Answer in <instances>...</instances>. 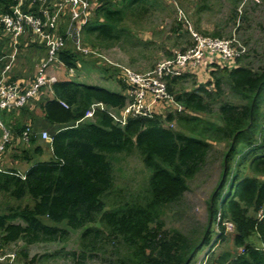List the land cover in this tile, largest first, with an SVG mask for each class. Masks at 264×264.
Segmentation results:
<instances>
[{
	"label": "trees",
	"instance_id": "trees-1",
	"mask_svg": "<svg viewBox=\"0 0 264 264\" xmlns=\"http://www.w3.org/2000/svg\"><path fill=\"white\" fill-rule=\"evenodd\" d=\"M205 1L197 0V11L205 8ZM157 2L97 0L83 41L91 48L118 42L125 18H136ZM13 6V0H0V16L10 14ZM37 10L35 3L29 8ZM236 10L233 6L232 14ZM64 25L57 34L63 35ZM28 37L31 48L48 50L40 39ZM69 42L50 61L67 72L75 70L84 56ZM7 47L0 40V59L8 55ZM248 56L245 47L234 67L209 65L207 80L201 83L188 73L167 79L168 92L181 111L128 117L122 127L100 110L83 120L93 103L112 111L126 105L119 81L121 93H113L57 78L40 87L25 107L3 111L9 132L3 156L8 155L9 165L0 166V250L21 242L20 263L36 264L58 252L28 258L27 247L66 244L68 230L98 220L100 228L81 233L80 252L65 253L71 260L99 254L107 264H190L216 233L211 249L227 239L230 249L212 253L207 264H264V63L253 68ZM5 64L0 61V73ZM189 78L194 81L186 90L183 83ZM44 130L50 141L41 139ZM219 144L224 146L220 178L207 201L202 227L193 234L168 227L166 211L181 201L187 182ZM133 152L148 176L143 191L126 199L115 191L114 169ZM60 223L67 228H59ZM224 223L231 230L226 231Z\"/></svg>",
	"mask_w": 264,
	"mask_h": 264
},
{
	"label": "rangeland",
	"instance_id": "rangeland-1",
	"mask_svg": "<svg viewBox=\"0 0 264 264\" xmlns=\"http://www.w3.org/2000/svg\"><path fill=\"white\" fill-rule=\"evenodd\" d=\"M157 1V5L146 12L142 11L136 18L132 19L129 16L125 18L119 27L121 34L118 42L114 44L101 43L102 45L91 48L83 41L84 36L82 34V45L104 54L113 64L126 67L139 74L145 73L162 60L171 58L174 52L187 49L191 44L185 26L182 20L179 19L177 9H180L198 33L205 36L219 34V39H229L235 36L240 44H245L244 46L249 52L248 62L253 68H257L264 63V3L258 0H206L204 2L205 8L197 11V0ZM233 6L237 8L235 15L232 14ZM242 16H245V19H242ZM178 25L180 28H175ZM172 29L175 31L172 32ZM28 35L29 41L36 40L33 35ZM21 38L17 46L13 47L9 37L3 33L2 28L0 30L1 42L5 45L6 41L10 42L7 49H5L7 52H4L8 54L7 56L15 53L8 74L25 79L33 78L34 80L39 74L43 60L45 62L47 59L48 51H44L39 47L31 48L27 36ZM38 45H41V43ZM69 45L73 48L72 42ZM80 60L77 62V68L73 70L72 75H66L67 70L65 71L63 66L58 63L54 64V62H50L44 73L54 76L56 79H67L79 84L92 85L113 93H121L119 82L124 85V90L126 89L123 81L125 77L120 73V68L91 55L81 56ZM107 68L110 70L106 72L105 69ZM193 81L192 78H189L187 82L183 83L184 88L190 90ZM157 108L165 114L169 112L170 107L160 101ZM223 149L222 144L214 146L205 165L187 182V190L181 201L166 211L164 220L168 227L179 229L185 234H193L202 227L206 220L207 201L220 178V151ZM3 152L0 154V166L3 164L5 167V165H9V161L8 155L3 156ZM147 176L148 172L137 154L133 152L115 163V191L120 192L126 199L136 196L143 191ZM107 210L108 207L104 209V212ZM57 226L67 228L65 223H60ZM100 227L101 223L97 220L80 230H68L70 237L66 244L31 245L27 247L28 258L58 252L55 257L42 259L36 264H107L99 254L86 257L83 260L78 259L77 256L75 260H71L69 256L65 255V253L75 252L78 254L80 252L78 240L85 229ZM216 235V233L212 235L210 245L201 248L190 264H198L203 257H206V254L210 260L212 258L211 253L230 249L228 239L222 243H216L214 248L211 249ZM21 248H23V244L19 242L1 251L15 253L16 264H20L18 252Z\"/></svg>",
	"mask_w": 264,
	"mask_h": 264
},
{
	"label": "built area",
	"instance_id": "built-area-1",
	"mask_svg": "<svg viewBox=\"0 0 264 264\" xmlns=\"http://www.w3.org/2000/svg\"><path fill=\"white\" fill-rule=\"evenodd\" d=\"M13 1L14 6L11 13L0 16V26L3 33L9 37L13 47L17 46L21 37L29 36L28 34L33 35L47 47L48 58L41 65L38 76L28 84L6 81L15 53L10 56L5 55L0 59V61L5 60L7 62L0 73V129L2 130L0 154L4 151V146L9 139V132L4 127L1 113L23 107L40 87L57 80L56 77L49 76L44 71L48 68L50 61L55 59L54 57L60 48L65 45L66 40L72 41L75 51L84 56H95L105 63L120 68V73L125 77L123 81L126 85L124 92L127 98L126 105L118 111H112L107 110L102 103H93L83 120L91 119L95 111L100 110L111 116L113 121L121 127L125 125L128 117L151 118L154 114L161 112L157 108L160 101L169 105V112L181 111V106L168 92L167 79L188 73L194 74L200 83L204 82V78H207L209 65L220 64L224 67H234L236 59L245 52V46L240 44L235 36L229 39H219L198 33L189 23L185 14L177 9L179 19L185 26L191 44L187 49L174 52L171 58L162 60L154 68L139 74L126 67L111 63L104 54L82 45L83 29L91 19L92 7L95 6L93 4H96L97 0ZM33 3L38 5L36 13L29 11ZM23 7L27 8L23 9ZM62 21H65L62 28L63 35H59L57 32L62 27ZM72 73L73 70L68 71L69 75ZM202 77L204 78L202 79ZM27 133H29V129H26L24 135L26 136ZM40 135L43 140L50 141L51 139L46 131H42ZM224 225L225 230H231L229 223H224ZM238 251L242 252V249H238ZM15 255L13 252L0 250V264H16ZM208 260L209 257L206 254V257H203L198 264H207Z\"/></svg>",
	"mask_w": 264,
	"mask_h": 264
},
{
	"label": "crops",
	"instance_id": "crops-1",
	"mask_svg": "<svg viewBox=\"0 0 264 264\" xmlns=\"http://www.w3.org/2000/svg\"><path fill=\"white\" fill-rule=\"evenodd\" d=\"M62 23H64V21H62ZM62 23H61V24H62ZM21 40H22V38H21ZM20 42H21V41H20ZM9 44H10V42H7V41H6V45L9 46ZM53 69H54V67H53ZM65 71H66V70H65ZM55 74H56V73H55ZM66 75H68L67 71H66ZM13 76H16V75H13ZM56 76H58V75L56 74ZM11 77H12V74H7V78H8V79H10ZM16 82H21V83L28 84V83L31 82V79H25V78L17 77ZM25 168H26V167H24V169H25Z\"/></svg>",
	"mask_w": 264,
	"mask_h": 264
},
{
	"label": "clouds",
	"instance_id": "clouds-1",
	"mask_svg": "<svg viewBox=\"0 0 264 264\" xmlns=\"http://www.w3.org/2000/svg\"><path fill=\"white\" fill-rule=\"evenodd\" d=\"M69 75V74H68Z\"/></svg>",
	"mask_w": 264,
	"mask_h": 264
}]
</instances>
